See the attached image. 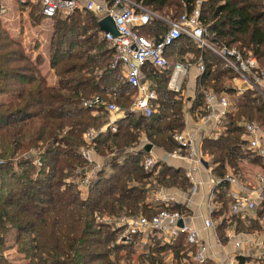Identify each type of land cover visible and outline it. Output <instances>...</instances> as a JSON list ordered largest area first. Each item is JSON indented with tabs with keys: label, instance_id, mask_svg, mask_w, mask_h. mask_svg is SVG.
Returning a JSON list of instances; mask_svg holds the SVG:
<instances>
[{
	"label": "trees",
	"instance_id": "obj_1",
	"mask_svg": "<svg viewBox=\"0 0 264 264\" xmlns=\"http://www.w3.org/2000/svg\"><path fill=\"white\" fill-rule=\"evenodd\" d=\"M134 1L167 17L197 6L210 40L250 51L264 66V0H201L199 6L197 0ZM50 17L54 20L48 63L57 77L54 85L39 72L41 55L31 58L21 42L8 35L0 40V264L129 263L136 251L137 236L120 242L121 227L114 228L99 219L151 217L164 206L150 197L152 189L187 191L190 187L180 166L156 161L150 170H144L140 164L147 152L146 142L139 140L141 135L165 150L177 148L172 133L184 126L183 103L166 87L167 71L152 70L145 63L143 75L155 90L151 101L154 110L148 115L129 110L134 87L125 80L119 65L110 66L112 48L100 34L97 15L92 10H75L67 16L54 13ZM164 28L162 20L152 17L137 31L157 37ZM184 41L193 43L180 36L164 54L184 52ZM186 50L192 51V60L201 55L204 61L191 109L203 112L202 89L207 86L234 95L232 71L218 57L198 46ZM95 94L114 101L124 108V114L115 121L114 129L105 128L93 139L96 154L109 169H96L92 183L82 194L72 180L77 175L75 168L86 165L79 153L84 143L81 134L107 118L103 106L82 105L83 99ZM233 102L223 130L215 137L200 139V150L210 156L211 172L218 176L227 166L236 171L239 158L260 161L258 154L242 149L245 141L238 120L264 123V97L247 89L233 97ZM131 146H136V152L125 150ZM113 150L118 151L106 156ZM223 184L218 185L216 197L225 195ZM226 197L220 198L222 209ZM167 208L185 211L182 203ZM263 213L260 208L257 216ZM232 217L238 225V218ZM256 224L252 220L243 228L249 232L258 227ZM142 247L135 254L138 264H164L167 252L173 264H180L185 256L180 254L183 248L179 242L170 245L155 239ZM13 248L15 255L10 257L5 251Z\"/></svg>",
	"mask_w": 264,
	"mask_h": 264
},
{
	"label": "built area",
	"instance_id": "obj_2",
	"mask_svg": "<svg viewBox=\"0 0 264 264\" xmlns=\"http://www.w3.org/2000/svg\"><path fill=\"white\" fill-rule=\"evenodd\" d=\"M16 1L25 2L27 0ZM28 1L37 3L40 12L49 17L54 13L67 16L75 10H92L97 15V19L106 14L112 17L117 33L112 35L108 31L101 30L100 34L112 48L110 66L119 65L125 80L134 87V93L128 106L129 110H135L144 115H148L154 110V106L151 104L155 98L152 82L147 81L146 77L145 79L142 78V69L145 63H148L152 70L167 71L166 87L176 93L182 92L183 78L192 64L196 66L198 74L202 72L204 61L201 55H198L194 62L189 59H174L169 62L166 59L165 48L183 35L191 39L196 46L210 50L214 56L222 61L225 67L232 71L231 79L233 82L230 84H232L235 92L241 93L248 89L264 97V66L258 63L250 51L245 52L235 45L210 40L199 20V8L197 6L189 12L182 10L175 17H167L134 0ZM2 2L3 0H0V11L3 10ZM152 17H156L165 23V28L157 37L137 31L139 25L148 22ZM202 94L203 112L199 113L195 110V115L198 117L195 124L196 129L201 130L202 136L215 137L223 130L224 119L228 118L230 111L234 108V102L227 92L216 91L211 86L202 89ZM188 100L189 98L184 96L182 102ZM81 103L87 107L103 106L107 112L106 121L98 126L87 127L81 134L84 143L80 145L79 153L86 165L75 168L77 175L72 180L75 181L76 187L83 194L92 183L95 170L107 171L109 168L102 157L97 160L98 155L93 148V139L105 128L114 129V123L118 117L124 114V108L112 100L103 99L97 94L83 99ZM238 124L243 128L240 136L245 143L242 147L254 149L258 154L262 153L264 133L260 131L258 123L254 119H239ZM204 126H208L205 131L202 130ZM172 137L177 142V148L166 150L162 158H157L150 152L149 148L141 156L140 164L144 170H150L156 161H164L168 156L182 158L186 162V167L183 168L184 174L190 181V187L187 191L192 193L196 188L193 170L202 163L197 141L193 133L185 131L183 128L174 131ZM125 150L136 152L137 148L131 146L125 147ZM116 151L118 150L110 151L106 156H111ZM1 162L2 159L0 158ZM210 182L213 187L223 182V189L228 197V214L219 216L217 220H213L211 216H204L200 225H196L186 208L185 211L168 209L167 205L182 202L177 200L173 194L161 191L154 193V197L164 206L151 217L132 215L120 216L115 220L109 218L99 220L109 223L114 228L121 227L120 242H126L132 239V236H137V241L143 245L155 239L170 245L179 242L183 248L180 250V254L186 256V258L185 256L181 257L180 262L182 263L180 264L213 263L211 254L214 253V244L210 241L208 232L214 237L216 247L222 248L227 243L232 248V251L226 254L223 259L216 261L219 262L218 264H264V234L247 233L230 227H225L222 236L212 232L217 229L218 225L224 228L225 225L222 226L221 224L227 222L229 216L240 215L242 217L249 215L255 209L256 197L262 196L259 189L264 190V176L258 175V190L256 187L252 188L255 191L254 196L251 194V189L240 191L235 187L238 184L237 178L229 168H226L224 174L220 176L213 175ZM188 199L189 197H187ZM210 199L211 194L207 200Z\"/></svg>",
	"mask_w": 264,
	"mask_h": 264
},
{
	"label": "crops",
	"instance_id": "obj_3",
	"mask_svg": "<svg viewBox=\"0 0 264 264\" xmlns=\"http://www.w3.org/2000/svg\"><path fill=\"white\" fill-rule=\"evenodd\" d=\"M48 44H49V42H48ZM184 53H186L187 55H190V57L193 58L192 52H190L188 50L186 52H168V53H166L165 57L169 62H171L174 59H182V58L192 60L191 58L184 57L186 55ZM29 55H31V54H29ZM35 55L36 54L34 53V57H35ZM34 57H31V58H34ZM41 57H42V61L38 64L39 72L45 77L48 84H50V85L56 84V82L53 84L50 83L49 82L50 78L48 75H46V72H48V71H52L53 75H55L53 70L49 66V63H48V49H47L45 54L44 53L42 54ZM44 61H46V62H44ZM192 62H194V60H192ZM44 64H48L49 68L45 69L43 67ZM197 76H198V70L196 69V66L194 64H192L188 68V70H187V72L183 78L182 92H181L182 94H184L185 98L186 97L189 98V100L184 102V104H183V110H184V112H183V117H184L183 130L193 133V136L195 137V139L197 141L198 151L202 157V163L200 165H197L195 167V169L193 170V180L196 181V188H195L194 192L189 193L188 191L176 189L173 187H157V188L152 189V191H150V197L153 200H155L156 202H159L154 197V193H156L157 191H161V192L167 193V194L168 193L173 194L174 196L177 197L176 198L177 200L181 201L185 205V208H186L188 214H190L193 217V219H192L193 223H195L196 225H200V221H201L202 217H204V216H211V218L213 220H217L218 217L222 216V215L226 216V214H228V208H227L228 205L226 202L225 209H222L221 199L225 195L220 194L219 196L216 197V194L219 193V189H218V186L213 187L211 185V182H210L212 176L213 175L215 176V174H213L211 172V166L212 165L208 160L209 155L207 153H203L200 150L199 141H200V138L202 136L201 135L202 132H201V130L196 129L195 124L197 123L198 117L195 115V110L190 108L191 101L193 99V94L195 91V84H196ZM55 77H56V75H55ZM142 78H145L143 74H142ZM56 81H57V79H56ZM230 81H231V83L233 82L232 79H230ZM239 94H240L239 92L234 91V95H231L230 97L233 100V97H235L236 95H239ZM114 125H115V123H114ZM258 125H259L260 131L262 133H264V123L260 122V123H258ZM206 127H208V126H206ZM206 127L205 126L202 127V130L205 131ZM139 139L141 140V143H143L146 140L143 135L140 136ZM242 149L243 150H250V151H253L254 154H258L254 149H250V148H246V147H243ZM165 151L166 150L163 149L162 147L151 144L150 152L153 153L157 158H162ZM258 155L260 156V161H258V162L250 161V160L246 159L245 157L239 158L237 161L238 167L236 169H234V170H236L234 172L232 171L231 167L227 166V168L231 169V171L235 174V176L237 178L238 184L235 187L238 188L240 191H245L247 189H251L252 190L251 194L253 196L255 195V191L252 188L256 187V189H257L258 175L264 176V149H263V152L258 154ZM100 159H101V157L97 156V160H100ZM164 162L171 164V165H174V166H180L182 168L186 167V162L180 157L168 156V157H166ZM222 188H224V184L222 185ZM259 191H261L262 196L256 197L255 209L253 211H251V213L249 215H243L242 217H240V215H235L238 218L239 228L244 229L246 232L248 231V229L243 228V227H246L247 223L252 221V220H256V222H257L259 219V216H257L258 210L260 208L264 209V190L259 189ZM210 194H211V199L207 200V198L210 196ZM187 197H189L188 200H187ZM257 208H259V209H257ZM261 215H262L261 219H264V214H261ZM229 220L227 219V222H225L224 228L220 227V229H218V230L216 229L215 231H212V232L214 234L216 233L219 236H222V231H224L225 227H229V226L233 225L232 229L233 228L235 229L236 220L233 219L232 216H229ZM259 228L261 229V227H259V226L256 228H253L252 230H249V232H247V233L259 234V232H257L258 230L262 231L264 233V226H262L263 230L262 229L260 230ZM255 229H258V230H255ZM207 234L209 235L210 241L214 244V247H213L214 253L211 254L213 263H209V264H218L219 262L217 263L216 262L217 260L219 261V259L220 260L223 259L226 256V254H228L232 251L231 245L225 243L224 246H222V248L216 247L215 243H214V237L212 235H210V232H208ZM163 260H164L165 264H170L171 263L170 261H172L171 253H169V252L166 253L164 255Z\"/></svg>",
	"mask_w": 264,
	"mask_h": 264
},
{
	"label": "rangeland",
	"instance_id": "obj_4",
	"mask_svg": "<svg viewBox=\"0 0 264 264\" xmlns=\"http://www.w3.org/2000/svg\"><path fill=\"white\" fill-rule=\"evenodd\" d=\"M200 2L201 0H198L196 2L198 6ZM2 5H3V10L0 11V40H2V37L8 35L11 38L21 42L22 46L25 48V51L31 54L30 55L31 57H34V53L39 54L41 56L43 53L45 54L48 49L49 38L52 34V28H53L52 23H53L54 18L41 14L39 12L38 5L35 2H22L21 3V2H17L16 0H6V1L4 0L2 2ZM29 10H33V13L30 14ZM177 13L173 14L171 17H175ZM195 46L196 45L193 44L192 42L190 43L187 41H184V44H182V47L185 49L184 52L187 51L186 49L194 50ZM184 57L191 58L190 55H187V54ZM43 67L45 69L49 68L48 64H44ZM48 72H46V75H48L50 78L49 82L52 84L55 83L57 77L53 75L52 71H48ZM146 80L150 82L149 78H146ZM176 96L181 98V100H183L184 98V94H181L179 92L176 93ZM144 142H147V140H145ZM208 160L210 161V156H208ZM261 211L264 212V209H261ZM261 216H259L257 225L261 227V229L263 230L262 226H264V220L261 219ZM221 225L224 226L225 222H223ZM232 226L233 225L229 227L232 228ZM235 229L240 230V231H245L244 229L239 228L237 224L235 225ZM255 230H258V229H255ZM257 232H259V234H264L262 231H259V230ZM222 234H223V231H222ZM142 246H143V243L138 242L136 246V251L129 258V261H128L129 263H127L126 261H123L121 264H138V262L136 261L135 254H137L138 251L143 250ZM5 253L8 254L10 257H13L15 255V249L13 248V249L6 250ZM170 262H171L170 264H173L172 261Z\"/></svg>",
	"mask_w": 264,
	"mask_h": 264
},
{
	"label": "water",
	"instance_id": "obj_5",
	"mask_svg": "<svg viewBox=\"0 0 264 264\" xmlns=\"http://www.w3.org/2000/svg\"><path fill=\"white\" fill-rule=\"evenodd\" d=\"M97 25H98L99 29H101L102 31H108L112 35H115L117 33L113 19L108 14L103 15L102 17L97 19ZM150 146H151L150 143L146 142L144 144V149L148 150L150 148Z\"/></svg>",
	"mask_w": 264,
	"mask_h": 264
}]
</instances>
